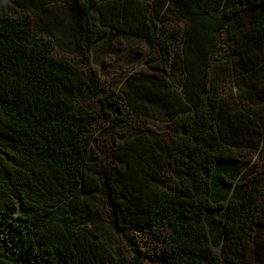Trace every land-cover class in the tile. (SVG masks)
Listing matches in <instances>:
<instances>
[{
	"label": "trees",
	"instance_id": "obj_1",
	"mask_svg": "<svg viewBox=\"0 0 264 264\" xmlns=\"http://www.w3.org/2000/svg\"><path fill=\"white\" fill-rule=\"evenodd\" d=\"M59 13L55 27L72 23L79 47L111 34L159 44L167 58L166 23L186 18L181 96L157 77L129 93L104 88L83 60L54 55L43 37L47 0H0V264H109L88 224L99 192L130 250L119 264H250L253 254L264 264V156L244 169L239 152L264 117L232 114L210 78L223 34L238 66L235 87L251 97L264 81V0H68ZM151 97L171 125L169 153L148 135H129L113 150L116 164L104 167L95 126L120 123L125 103L137 109ZM146 234L165 254L141 252Z\"/></svg>",
	"mask_w": 264,
	"mask_h": 264
},
{
	"label": "rangeland",
	"instance_id": "obj_2",
	"mask_svg": "<svg viewBox=\"0 0 264 264\" xmlns=\"http://www.w3.org/2000/svg\"><path fill=\"white\" fill-rule=\"evenodd\" d=\"M59 1L47 0V7L52 12V16L44 17L42 20L44 29L47 28L51 32L50 35L44 34L43 37L54 44V55L56 57L65 56L73 61L83 60L87 66L98 72L104 88L111 87L117 91L129 93L133 90V87L139 88L140 85L146 82V79L157 77L161 83L165 84L164 89H161L176 96L180 95L184 77L181 64L180 34L186 27V18L174 16L173 20L166 23L168 33H173L171 36L167 35V38L161 42L167 45L168 58L163 55L159 44H150L144 39L133 37H114L111 34H106L101 40L95 42L89 50L84 45L77 46L70 30V27H73L72 23L63 32H61L58 25V29L55 27V22L61 15L59 10L68 5V0ZM25 12L32 16L31 11ZM31 19L34 20V17H31ZM162 21L165 22L163 19ZM217 50L219 52L214 54L210 60V78L213 84L217 86L220 97L230 103L231 113L245 115L244 113L248 108V110L255 109L264 117V81L259 80L253 84V95L249 97L242 92L240 87H235L236 81L232 74L238 70V66H235L234 60L229 55L230 43L223 34L220 35L217 42ZM156 66L164 68L165 71L155 70ZM152 99L153 97H151V100L148 98L136 100L137 109L128 107V104L125 103L126 114L120 118V123L107 117L95 126L93 148L104 167L108 168L116 164L112 157L113 150L129 135H148L158 146L163 148L162 150L165 153H169L172 146L169 136L171 125L165 115L166 111L158 108ZM240 101H244V106ZM93 107L94 111H100L97 102H94ZM112 127H115V129H112ZM102 128L106 129L102 130ZM255 129L258 133L256 137H250L249 144L241 145L239 150L248 162L244 169L262 164L264 128L255 127ZM251 141L259 142L261 145L255 146ZM94 201L99 214L88 216V224L93 234L98 236L100 242H102L106 251L104 256L107 258V262L109 264L122 263L130 258V250L123 240L122 232L112 223L109 201L103 192H99ZM259 231H262V229ZM124 233L130 235L131 231H124ZM260 236L261 233L257 232L254 249L261 244L257 242ZM136 244L141 252L147 250L165 254V245L158 237L149 234L142 235L139 243ZM217 253L220 254L221 251H217ZM221 261L223 262V259ZM250 264H260L258 257L254 254L251 255Z\"/></svg>",
	"mask_w": 264,
	"mask_h": 264
}]
</instances>
